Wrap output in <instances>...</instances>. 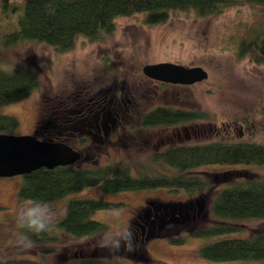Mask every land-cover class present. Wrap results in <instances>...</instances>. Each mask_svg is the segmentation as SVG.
<instances>
[{
    "label": "rangeland",
    "instance_id": "374dc122",
    "mask_svg": "<svg viewBox=\"0 0 264 264\" xmlns=\"http://www.w3.org/2000/svg\"><path fill=\"white\" fill-rule=\"evenodd\" d=\"M236 1L216 17L198 18L193 12H175L164 23L146 24L144 13L119 16L114 19L115 29L111 34L96 41L78 36L74 46L64 52L32 40L6 42L10 38H5V35L10 32L12 24L0 25V65L7 70L28 69L35 72L40 80L39 87L26 98L0 106L1 115L13 116L18 122L4 132L32 133L43 98L57 103L61 98L65 101L75 98L81 90L90 95L94 90L117 88L129 94L137 105L135 110L140 112L156 105H170L201 110L208 117L151 129L139 128L134 123L138 122L137 112L132 119L125 118L126 124H134L136 129L126 135L120 133L119 140L114 142L96 143L85 148L83 158L72 164L75 167L128 165L134 173L140 174L162 170L159 164L152 162V154L178 143H264V64H256L247 58L239 59L235 54L241 38L252 37L264 29V6L249 0ZM16 4L19 6L16 12L20 10L18 13L21 14L23 1ZM7 16L11 19L14 15L8 12ZM158 62L201 66L208 72V77L201 82L180 85L152 80L142 73L145 64ZM229 168L213 164L203 166L201 170L214 173L210 178L214 186H218L226 178L222 180L215 173ZM24 181V175L0 177L1 259L74 264L72 261L94 246L105 245L109 241L111 247L117 237L121 243L114 255L122 264H132V259L135 260L133 254L141 249L155 264H264V260L220 261L200 255L203 245L221 238L243 237L248 231L264 225V220L250 218L235 222L240 229L238 231L210 237L191 235L188 232L211 224L210 195L198 199L202 202L198 215L184 221H168L161 229L154 230L152 234L145 233L138 240L129 237L128 245V239L123 241L124 237L145 204L151 201L188 202L199 196L164 187L108 193L103 192L99 185H93L68 193L50 206H43L18 197ZM82 197L122 203L113 208L99 209L91 215L92 219L107 225L104 237L73 238L57 230L56 242L33 243L26 238L22 227L25 209L46 208L48 221L55 227L64 214L67 201ZM42 248L53 250L42 254Z\"/></svg>",
    "mask_w": 264,
    "mask_h": 264
},
{
    "label": "trees",
    "instance_id": "16d2710c",
    "mask_svg": "<svg viewBox=\"0 0 264 264\" xmlns=\"http://www.w3.org/2000/svg\"><path fill=\"white\" fill-rule=\"evenodd\" d=\"M17 1H23L24 4L21 14L18 13L20 10L16 12L19 8ZM249 1L264 6V0ZM236 2V0H0V25L12 24L10 32L5 35V38H10L6 42L32 40L48 44L57 52H64L74 46L78 36L96 41L104 35L111 34L115 29L114 19L119 16L144 13V23L159 24L166 22L175 12H193L198 18L216 17ZM8 12L14 15L11 19L7 18ZM235 54L239 59L247 58L256 64H264V29L252 37L241 38ZM39 84V77L33 71L22 68L7 70L0 65V106L21 101L38 88ZM65 100L61 98L56 103L43 98L39 120H46V115L51 113L55 114V119L58 114H63ZM207 117L206 112L197 109L157 105L140 115L138 126L169 127L204 120ZM17 124L15 117L0 114V132ZM151 160L159 164L162 170L138 174L128 165L75 167L71 164L52 169L42 167L24 175L25 181L19 188L18 197L21 200H32L39 205L50 206L68 193L93 185H99L103 192L108 193L164 187L172 191L185 190L199 196L197 199L210 195L208 207L211 224L188 232L193 236L210 237L238 231L240 229L235 223L238 220L250 218L264 220V143L255 141L178 143L155 151ZM213 164L230 167L215 173L222 180L226 178L218 186H214L210 176L214 173L201 170V167ZM120 204L122 203L89 197L73 198L67 201L64 214L57 220L55 227L48 221L47 230L35 233L23 227L24 233L33 243L56 242L57 230L73 238H97L105 235L107 225L92 219L91 215L99 209H109ZM129 228L130 231L123 241L134 233L136 222L134 221ZM114 241L111 247L109 241L105 245L94 246L72 263L122 264L114 255L118 251L121 239L116 237ZM52 250L42 248L40 252L46 254ZM133 255L135 260L132 259V264H155L143 249ZM200 255L205 259L220 261L264 260V225L248 231L243 237L221 238L203 245L200 248ZM0 264L40 262L32 259L0 258Z\"/></svg>",
    "mask_w": 264,
    "mask_h": 264
},
{
    "label": "flooded vegetation",
    "instance_id": "af4514ba",
    "mask_svg": "<svg viewBox=\"0 0 264 264\" xmlns=\"http://www.w3.org/2000/svg\"><path fill=\"white\" fill-rule=\"evenodd\" d=\"M110 90L111 93H109ZM118 90L117 88L99 89L94 90V93L90 95L81 90L75 98L64 101L65 112L63 114L55 116L56 119L54 113L46 115L44 121L38 119L35 129L28 134H35L41 139L68 142L81 152L80 159H82V152L85 148L96 145V143L114 142L119 140L120 133L126 135L136 129L134 124L128 126L125 118L132 119L137 112L140 117L145 109L141 112L135 110L137 105L133 103L129 94ZM134 123L138 125V122ZM157 205L158 203L151 201L138 211L135 220L136 229L134 233H131L130 239L138 240L145 233L152 234L154 230L161 229L164 225L163 220L184 221L191 216L198 215L202 209V202L198 199L188 201L180 208L174 209L171 208V203L168 204L166 210ZM127 244L130 245L129 239Z\"/></svg>",
    "mask_w": 264,
    "mask_h": 264
},
{
    "label": "water",
    "instance_id": "95a60500",
    "mask_svg": "<svg viewBox=\"0 0 264 264\" xmlns=\"http://www.w3.org/2000/svg\"><path fill=\"white\" fill-rule=\"evenodd\" d=\"M142 73L163 83L190 85L208 77L201 66H184L173 62L145 64ZM81 158V152L66 142L38 138L35 134H10L0 132V177L25 175L45 167L71 165ZM167 203H158L166 210ZM185 203L171 202V208H180ZM168 220H163L162 224Z\"/></svg>",
    "mask_w": 264,
    "mask_h": 264
},
{
    "label": "clouds",
    "instance_id": "9594fccd",
    "mask_svg": "<svg viewBox=\"0 0 264 264\" xmlns=\"http://www.w3.org/2000/svg\"><path fill=\"white\" fill-rule=\"evenodd\" d=\"M47 209L41 207H28L22 214V227L32 232L41 233L48 228ZM22 240L25 237L21 238Z\"/></svg>",
    "mask_w": 264,
    "mask_h": 264
}]
</instances>
